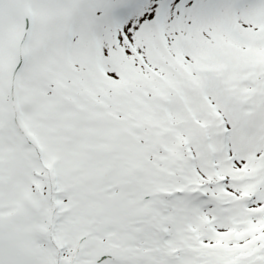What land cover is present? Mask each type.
Segmentation results:
<instances>
[{
	"label": "snow or ice",
	"instance_id": "1",
	"mask_svg": "<svg viewBox=\"0 0 264 264\" xmlns=\"http://www.w3.org/2000/svg\"><path fill=\"white\" fill-rule=\"evenodd\" d=\"M0 264H264V0H0Z\"/></svg>",
	"mask_w": 264,
	"mask_h": 264
}]
</instances>
